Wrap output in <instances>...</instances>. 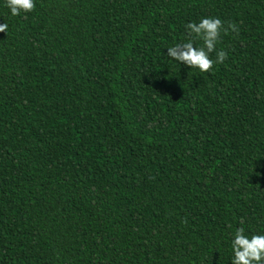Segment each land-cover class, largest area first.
Returning <instances> with one entry per match:
<instances>
[{"label":"trees","instance_id":"16d2710c","mask_svg":"<svg viewBox=\"0 0 264 264\" xmlns=\"http://www.w3.org/2000/svg\"><path fill=\"white\" fill-rule=\"evenodd\" d=\"M34 3L0 0V264H231L264 234V0ZM207 17L238 32L201 72L167 48Z\"/></svg>","mask_w":264,"mask_h":264},{"label":"clouds","instance_id":"9594fccd","mask_svg":"<svg viewBox=\"0 0 264 264\" xmlns=\"http://www.w3.org/2000/svg\"><path fill=\"white\" fill-rule=\"evenodd\" d=\"M6 6L13 16L21 11L31 12L35 8L34 0H6ZM7 23L0 24V32L7 33ZM187 42L177 43L167 48V55L173 60L183 63L189 68H198L201 72L212 70L214 63L222 64L227 59L225 51H216V45L220 39L221 31L225 34L229 29L238 32L234 23L229 22L225 28L220 18H202L199 23H188ZM194 39L202 41L200 47L193 43ZM216 52V59L211 54ZM233 256L231 264H264V234H254L251 237L245 234L244 228H237L231 241Z\"/></svg>","mask_w":264,"mask_h":264}]
</instances>
